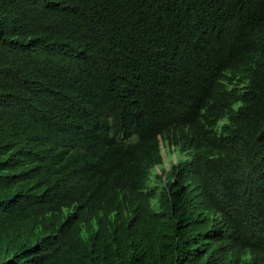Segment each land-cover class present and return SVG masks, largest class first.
Listing matches in <instances>:
<instances>
[{
    "label": "trees",
    "instance_id": "obj_1",
    "mask_svg": "<svg viewBox=\"0 0 264 264\" xmlns=\"http://www.w3.org/2000/svg\"><path fill=\"white\" fill-rule=\"evenodd\" d=\"M0 264H264V0H0Z\"/></svg>",
    "mask_w": 264,
    "mask_h": 264
},
{
    "label": "clouds",
    "instance_id": "obj_2",
    "mask_svg": "<svg viewBox=\"0 0 264 264\" xmlns=\"http://www.w3.org/2000/svg\"><path fill=\"white\" fill-rule=\"evenodd\" d=\"M162 146V156H163V164L161 165L162 167L168 169L169 168V165L171 163H175L176 161H178V158H179V150L177 147H171V148H167V147H164L163 144L160 142V144ZM170 151H172V153H169ZM167 152L169 153L167 156ZM173 156H175L176 160L173 161ZM166 158H168L169 161L166 160ZM158 165H155L154 168H153V171L155 172H158L159 171V166L156 167Z\"/></svg>",
    "mask_w": 264,
    "mask_h": 264
},
{
    "label": "rangeland",
    "instance_id": "obj_3",
    "mask_svg": "<svg viewBox=\"0 0 264 264\" xmlns=\"http://www.w3.org/2000/svg\"><path fill=\"white\" fill-rule=\"evenodd\" d=\"M169 153H172V151H170ZM169 153L167 152L166 156H167ZM172 159H173V161H175V160H176L175 156H173ZM166 160L169 161L168 158H166Z\"/></svg>",
    "mask_w": 264,
    "mask_h": 264
}]
</instances>
